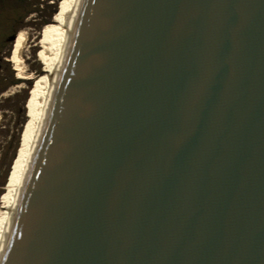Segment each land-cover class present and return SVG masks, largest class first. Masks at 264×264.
<instances>
[{"label": "water", "instance_id": "1", "mask_svg": "<svg viewBox=\"0 0 264 264\" xmlns=\"http://www.w3.org/2000/svg\"><path fill=\"white\" fill-rule=\"evenodd\" d=\"M0 264H264V0H78Z\"/></svg>", "mask_w": 264, "mask_h": 264}, {"label": "rangeland", "instance_id": "2", "mask_svg": "<svg viewBox=\"0 0 264 264\" xmlns=\"http://www.w3.org/2000/svg\"><path fill=\"white\" fill-rule=\"evenodd\" d=\"M39 1L41 2L26 0L38 10L28 14L14 26V30L26 31L27 44L22 56L27 77L16 76L13 69L12 55L17 31L14 34V41H8L12 34L10 30L5 37H0V196L10 178L17 147L22 140L26 121L30 117L29 100L33 90L31 84L36 85L37 76L42 73V57L40 46L37 44L38 37L42 34V21L52 22L54 14L50 13L56 3L58 8L60 5V0ZM1 26L7 28V22L1 20ZM11 71L13 77L20 78L19 81L22 79L21 82L9 84Z\"/></svg>", "mask_w": 264, "mask_h": 264}, {"label": "bare ground", "instance_id": "3", "mask_svg": "<svg viewBox=\"0 0 264 264\" xmlns=\"http://www.w3.org/2000/svg\"><path fill=\"white\" fill-rule=\"evenodd\" d=\"M77 3L78 0H60L59 8L54 13L52 22L43 25L42 34L37 40L42 57V73L37 76L36 85L33 87L32 96L29 100L30 117L26 121L22 140L17 147L10 178L0 196V245L20 190L21 180L25 175L31 151L35 145L40 123L43 120L61 55L68 38L69 26L75 17ZM26 44V31L18 29L12 55L13 69L18 77H27L22 56Z\"/></svg>", "mask_w": 264, "mask_h": 264}, {"label": "trees", "instance_id": "4", "mask_svg": "<svg viewBox=\"0 0 264 264\" xmlns=\"http://www.w3.org/2000/svg\"><path fill=\"white\" fill-rule=\"evenodd\" d=\"M35 2H41L39 0H35ZM38 9L36 6H32L31 3L26 2V0H0V37L3 38L7 35V32L10 30L11 35L8 37V41H14V34L18 29L14 30V26L17 22L23 20L28 14L36 12ZM58 10V6H54V9L51 11V15H53ZM1 20L7 22V28H3L1 26ZM48 23V21H42V26ZM41 26V27H42ZM9 34V33H8ZM10 81L9 84H17L21 82L20 78L13 77L12 71L10 73ZM35 81V80H34ZM32 88L34 87L31 84Z\"/></svg>", "mask_w": 264, "mask_h": 264}]
</instances>
